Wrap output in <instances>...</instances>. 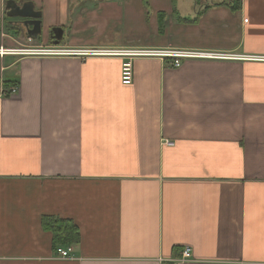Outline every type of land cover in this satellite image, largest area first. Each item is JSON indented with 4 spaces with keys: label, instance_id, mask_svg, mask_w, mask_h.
Segmentation results:
<instances>
[{
    "label": "crops",
    "instance_id": "0c3cea01",
    "mask_svg": "<svg viewBox=\"0 0 264 264\" xmlns=\"http://www.w3.org/2000/svg\"><path fill=\"white\" fill-rule=\"evenodd\" d=\"M30 1L43 33L8 27L0 0V47L225 57H134L123 85L118 56H0V264H169L185 247L182 264H264V0H189L187 13L179 0ZM137 23L147 40L187 41L134 45ZM43 215L77 226L69 258Z\"/></svg>",
    "mask_w": 264,
    "mask_h": 264
},
{
    "label": "built area",
    "instance_id": "2783aa9c",
    "mask_svg": "<svg viewBox=\"0 0 264 264\" xmlns=\"http://www.w3.org/2000/svg\"><path fill=\"white\" fill-rule=\"evenodd\" d=\"M246 21V20H245ZM11 53H28L39 54L47 56H61L70 54H81L86 56H118L122 57L120 81L123 85H129L133 81V58L134 57H146V56H159L161 58L170 59V65L172 67H179L184 59L197 58V59H211L225 57V54H218L201 50H180V49H166V50H154V49H85V50H69L62 47L50 46L40 49H10L0 47V56ZM235 58L236 56H232ZM18 86L13 85L3 89L4 96L15 95L18 93ZM168 143L167 141H165ZM71 246L63 248L58 246L56 253L63 258H69ZM191 257V249L188 247L183 248L179 255L172 258L169 264H182L184 261L189 260Z\"/></svg>",
    "mask_w": 264,
    "mask_h": 264
},
{
    "label": "water",
    "instance_id": "95a60500",
    "mask_svg": "<svg viewBox=\"0 0 264 264\" xmlns=\"http://www.w3.org/2000/svg\"><path fill=\"white\" fill-rule=\"evenodd\" d=\"M5 15L8 18H21V27L28 38H35L41 32V13L35 9L34 3L30 0L17 2L16 0H6ZM1 29V27H0ZM54 44H58L62 37V28L55 27L51 32Z\"/></svg>",
    "mask_w": 264,
    "mask_h": 264
},
{
    "label": "trees",
    "instance_id": "16d2710c",
    "mask_svg": "<svg viewBox=\"0 0 264 264\" xmlns=\"http://www.w3.org/2000/svg\"><path fill=\"white\" fill-rule=\"evenodd\" d=\"M144 1L147 2L148 0ZM41 226L44 230L51 233L52 247L55 252L60 245L68 246L78 242V228L70 219L59 218L54 215H43L41 217Z\"/></svg>",
    "mask_w": 264,
    "mask_h": 264
},
{
    "label": "rangeland",
    "instance_id": "374dc122",
    "mask_svg": "<svg viewBox=\"0 0 264 264\" xmlns=\"http://www.w3.org/2000/svg\"><path fill=\"white\" fill-rule=\"evenodd\" d=\"M179 9L182 13H187L189 11V0H179ZM2 15L3 14L0 12V21L2 19ZM2 25H3L2 29H4V31H6L7 35L12 37L13 33L11 32V30H9L8 27H6L4 24H2ZM140 26L143 28L145 26V23H143V25H142V23H137L136 29H138V30L133 31V33H132L133 38L131 39V41L134 45H142L144 43H152V42L157 43V42H160L163 38H164L163 41L166 43L177 42L178 39H185V40H183V42L187 41L186 38H175V39L166 38L168 35L166 34L164 36L161 33L159 34L160 37L156 36V38H153V39L150 38L149 40H147L145 37H143L141 35L143 33H141L139 30ZM149 26H150V23H149ZM41 29H42V27H41ZM43 31L44 30L42 29V33H43ZM141 36H142V38H141ZM20 47H28V46L21 45ZM21 49H32V48H21Z\"/></svg>",
    "mask_w": 264,
    "mask_h": 264
},
{
    "label": "flooded vegetation",
    "instance_id": "af4514ba",
    "mask_svg": "<svg viewBox=\"0 0 264 264\" xmlns=\"http://www.w3.org/2000/svg\"><path fill=\"white\" fill-rule=\"evenodd\" d=\"M17 2H21L20 0H16ZM9 21H8V27H11V28H14V29H18V32L19 33H21L22 35H24V30L22 29V27H21V21L23 20V19H21V18H9L8 19ZM25 36V35H24Z\"/></svg>",
    "mask_w": 264,
    "mask_h": 264
}]
</instances>
